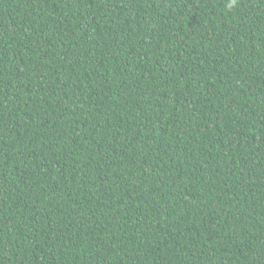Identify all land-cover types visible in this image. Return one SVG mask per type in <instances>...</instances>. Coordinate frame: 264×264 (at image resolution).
Wrapping results in <instances>:
<instances>
[{"label": "trees", "instance_id": "trees-1", "mask_svg": "<svg viewBox=\"0 0 264 264\" xmlns=\"http://www.w3.org/2000/svg\"><path fill=\"white\" fill-rule=\"evenodd\" d=\"M0 264H264V0H0Z\"/></svg>", "mask_w": 264, "mask_h": 264}, {"label": "clouds", "instance_id": "clouds-1", "mask_svg": "<svg viewBox=\"0 0 264 264\" xmlns=\"http://www.w3.org/2000/svg\"><path fill=\"white\" fill-rule=\"evenodd\" d=\"M235 4V0H233V5Z\"/></svg>", "mask_w": 264, "mask_h": 264}]
</instances>
